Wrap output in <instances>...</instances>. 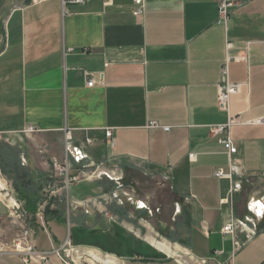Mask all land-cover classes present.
<instances>
[{
	"label": "crops",
	"instance_id": "0c3cea01",
	"mask_svg": "<svg viewBox=\"0 0 264 264\" xmlns=\"http://www.w3.org/2000/svg\"><path fill=\"white\" fill-rule=\"evenodd\" d=\"M233 1L224 24L216 0H145L140 16L134 0H0V137L32 136L54 161L67 156L70 132L84 165L123 175L121 184L89 176L57 192L51 208L65 199L66 222L33 227L39 249L72 235L107 264H264V217L251 211L264 201V124L255 122L264 118V0ZM228 59L227 80L241 85L230 104L242 167L233 180L214 175L229 158L210 130L227 121L217 98ZM38 169L49 180L48 162ZM14 179L6 186L25 208L18 194L34 193L37 178ZM84 183L93 189L72 196ZM232 217L257 235L246 241L242 226L224 235ZM18 229L0 195V241ZM0 264L25 263L6 254Z\"/></svg>",
	"mask_w": 264,
	"mask_h": 264
},
{
	"label": "built area",
	"instance_id": "2783aa9c",
	"mask_svg": "<svg viewBox=\"0 0 264 264\" xmlns=\"http://www.w3.org/2000/svg\"><path fill=\"white\" fill-rule=\"evenodd\" d=\"M88 0H62L64 6L71 5H83ZM137 8L134 12L136 16L143 14L145 8V0H134ZM219 12V22L226 24L230 18L232 9L235 6L233 0H216ZM229 60L223 66V74L226 77L218 89V107L227 113V121L223 124L210 126L212 133L219 136V142L223 145L229 158V164L227 169L219 168L215 171L214 175L218 178H227L233 180L235 176L241 174V164L237 160L238 147L231 136L232 127L240 124V119L237 116H233L230 111V104L232 97L240 90L241 85L239 83H233L227 80L229 72ZM94 78H90L88 86H93ZM258 124H264V118L255 120ZM166 131L170 130L169 126H165ZM33 132V129L29 130ZM106 137L109 139V144L113 147L115 145V139L113 137L112 130H106ZM66 164L64 166L59 165L54 160V165L59 173H53L50 177L52 182L48 183L44 189V196L53 198L60 190H68L72 183L79 181L77 177L70 174V170L74 165H81L82 168L89 169L91 165H84L83 162L86 159V155L77 147L71 146L72 136L70 132L66 133ZM91 142L90 140H88ZM195 154H190L191 158H194ZM71 160L73 166L69 163ZM23 164L26 163L25 158H22ZM95 171L90 176L98 178L107 177L109 180L114 181L117 184H121L123 175L119 169L108 168L104 164H98ZM84 171V170H82ZM86 171V170H85ZM62 177V178H61ZM7 179L2 175L0 171V195L5 200V204L9 209V216L18 224V234L10 241H0V256L10 254L20 257L25 264H39L48 263L53 256L59 257L63 264H76L73 257L79 256L81 250L76 246L72 239L68 236L61 244L53 246L50 250H41L38 248L35 236L36 232L31 225L32 216L23 208L22 204L17 201L16 197L10 193ZM241 188L240 183H235L232 187V193L237 192ZM47 201L43 202L36 213V218L41 223L42 227L46 229V221L44 218V211ZM142 208L145 205L141 206ZM251 211L257 217H264V201L262 199L254 200L251 206ZM242 226L247 232V239L249 241L257 235L256 227H248V224L244 221H240L235 217H232L228 223L223 227L222 233L224 235H234L236 229ZM236 248L242 245L241 242H235ZM93 256V255H92ZM108 257V256H107ZM81 258V257H80Z\"/></svg>",
	"mask_w": 264,
	"mask_h": 264
},
{
	"label": "rangeland",
	"instance_id": "374dc122",
	"mask_svg": "<svg viewBox=\"0 0 264 264\" xmlns=\"http://www.w3.org/2000/svg\"><path fill=\"white\" fill-rule=\"evenodd\" d=\"M13 139L17 142H14ZM11 143L15 144V145H12ZM12 148L17 153V155L12 157V154H11V157H12L11 158L9 156L10 154L8 153V151H9V149H12ZM22 157L25 158L26 163H28V165L26 163L24 164L25 168L28 170L40 171L38 169V166H41L42 161H47L48 162V170H49L50 174L52 175L53 173H59V171H57L55 168L54 161H52L50 158V154L45 150V148L37 147L34 144V139L32 136L28 137L25 134H20L18 136H13L12 138L0 137V159H1V162L3 164V167L6 170H7V168L5 166V163L9 158H11L12 160L18 161L19 159H22ZM34 157H36V159ZM55 161L59 165H62V166H64L67 163L65 156H63V158H60V159L55 160ZM69 161H70L69 163L73 166L74 164H72V161L71 160H69ZM22 163H23V161H22ZM2 164L0 163V166H2ZM95 165H98V164H95ZM95 169H96V167H91L89 169H86V171H82V168H81V170H79V169L77 170V168L75 166H73V169L70 170V174L72 176L77 177V180H81L83 178H88L91 175V173L93 171H95ZM0 171L2 173L1 167H0ZM25 172L28 173L27 170ZM5 173H2V175L6 179H8L9 177ZM27 177H28V174H25V176H23L24 179H26ZM49 180L51 181L52 179L49 178ZM13 182L14 183L17 182L16 179H14ZM24 183L26 185L29 184L26 181ZM93 187L94 186L89 184V183L80 184L79 186L72 189V196H75V197L85 196V195H87L89 190L93 189ZM59 203H60L59 204L60 205L59 210L64 211L63 216H65V218H66V212H67L66 207L68 206V204H66L67 202L65 199H62ZM61 221H63V220H61ZM65 228L66 227H64V229ZM70 238L72 239V235L70 236ZM73 238H74V240L80 239V236H79V234H77L76 230L73 231ZM97 254L98 253L92 254V252H88L86 250L81 249L79 252V256L75 255L73 257V259L76 262V264H107L104 261L99 260V258L100 259H107L106 256H103L100 254L97 255Z\"/></svg>",
	"mask_w": 264,
	"mask_h": 264
},
{
	"label": "trees",
	"instance_id": "16d2710c",
	"mask_svg": "<svg viewBox=\"0 0 264 264\" xmlns=\"http://www.w3.org/2000/svg\"><path fill=\"white\" fill-rule=\"evenodd\" d=\"M8 153L10 154L9 155L10 157H11V154H12V157L17 155V153L14 151L13 148L9 149ZM11 158H9L10 160L8 159L5 163L7 170L3 167V164H2L1 159H0V163L2 164V166H0L2 169V173L6 172L5 174H7V176L9 178H12L13 180H14L15 176L22 179L23 176H25V174H28L27 178H30L33 176H35L37 178L35 180V186L36 187H34V190H33L34 193H28L25 191H21L18 194L19 199L25 200V208L24 209L32 216L31 225L33 227H37L39 225L42 227L41 223L36 218V213L38 211L39 206L45 201H47V204L45 206V211H44L45 221L47 222L49 217H51V218L55 217L57 219H61L64 222H66L65 216H63L64 211L59 210V208L58 209H52L51 208V205L54 203V199L49 198L47 196H44L45 182H47V184H48V183L52 182V180L50 181V180H48V178H43L44 175H46V174L42 171L36 170L34 172L32 170L26 169L25 166L22 164L21 159H19L18 161H15V160H12ZM26 170L28 171V173L25 172ZM31 181H33V180H31ZM26 182H27V180H26ZM28 183H30V182L28 181Z\"/></svg>",
	"mask_w": 264,
	"mask_h": 264
},
{
	"label": "bare ground",
	"instance_id": "6f19581e",
	"mask_svg": "<svg viewBox=\"0 0 264 264\" xmlns=\"http://www.w3.org/2000/svg\"><path fill=\"white\" fill-rule=\"evenodd\" d=\"M99 260H102V259L99 258ZM106 260H107V259H106Z\"/></svg>",
	"mask_w": 264,
	"mask_h": 264
}]
</instances>
